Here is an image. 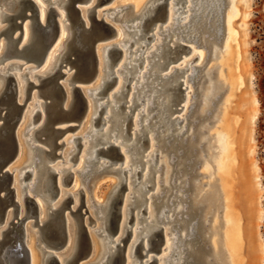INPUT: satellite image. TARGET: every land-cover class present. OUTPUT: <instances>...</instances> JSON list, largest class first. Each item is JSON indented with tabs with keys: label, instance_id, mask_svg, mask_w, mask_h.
Listing matches in <instances>:
<instances>
[{
	"label": "bare ground",
	"instance_id": "6f19581e",
	"mask_svg": "<svg viewBox=\"0 0 264 264\" xmlns=\"http://www.w3.org/2000/svg\"><path fill=\"white\" fill-rule=\"evenodd\" d=\"M33 1L38 8L40 22H44L48 9L52 7L57 11L60 27L57 40L40 60L31 53L36 34L31 18L26 16L29 10L26 9L24 0H0V106L5 93L11 88L8 82L9 77L16 84L15 90L19 102L23 103L28 94L31 95V102L24 108L16 129L21 151L18 149L15 159L7 166V169L12 172L15 185L18 184V188H13L16 190H14L15 200L18 201L17 212L20 218L17 216V219L25 217L22 221L24 241L28 236L25 222L27 218L33 217L30 208L24 204V196L32 195L34 198L37 213L30 226L37 225L38 227V230L30 232V238L28 242H25L26 253L21 248L15 249V243L8 241L5 234L13 218L12 207L8 208L0 229V257L3 264H50L53 260L52 256L58 264H73L78 257L76 249L79 245L77 220H72L68 216L70 212L65 215L67 246L65 245V252H62L66 254L63 257L58 255L60 258L58 261L57 255L52 253L53 250L52 252L44 250V247L55 248L52 245L56 244L52 236L53 215L51 210L60 209L66 197H72V209L77 207L80 204L79 193L82 186L78 184V181H86L100 171H111L118 175L117 181L113 182V188L120 181L125 183L126 188L121 198L114 227L110 225L113 195L99 198L93 192L90 197L87 196L86 202L88 201L90 212L94 214L98 226L92 231L96 239L93 244L90 241L91 250L88 256L78 264H108V261L109 264H113L114 257L122 248L119 246L122 236L128 232L124 230L125 228L132 229L126 244L123 245V264H148L154 255V253L152 255L148 253L151 223L163 224L165 227H162L166 231L163 249L157 255L159 256L156 259L157 264H181L184 250L180 246L186 234L183 229L178 233L173 228L172 222L174 215L184 208L181 197L185 195L182 188L183 180L187 178L180 167L175 165V155L163 154L159 149L165 151L164 141L167 143L170 139L173 141L180 139L185 136V132L188 134L186 137H191L194 133L193 127L187 128V110L194 101L193 86L199 79L198 69L204 67L205 55L203 50L198 49V46L200 44L205 47L209 46L206 41L207 36L216 38L220 30V26L217 25L221 22L225 2L223 0H169L166 3L165 21L156 25L147 37H144V23L153 14L156 4L162 0H132L133 8L129 16L123 13L128 6H113L112 12L107 17H110L111 21L120 14L118 19L121 23L114 25L116 33L113 39L104 40L96 46L97 72L93 80L88 82L91 86L84 90L88 101L85 115L79 125L83 130L77 132L75 129L76 133H72L67 138L65 161L54 162L56 167L55 164L49 163L52 158L49 148L51 142L49 128L57 100L50 92L44 93L37 90L29 93V90L36 88L32 85H39L41 78L61 69V64L65 62L66 45L71 37V29L66 15V0ZM93 1L95 0H89L88 6H92ZM236 1L228 0V7L224 13V22H227L226 30L229 36L235 32L233 19L238 13ZM88 6L80 9L86 26L89 25L87 23ZM104 20L107 19L104 18ZM16 21H22L20 32L14 27L13 23ZM207 29L213 31L214 35L211 36L206 31ZM18 33H21V36L19 40H16ZM180 45H186L188 53L173 63L171 60L173 55L180 50ZM112 47L121 51L115 63L110 62L108 54V49ZM212 59L213 62L204 68L203 75L207 83L205 87L198 88L200 101L197 115L201 117L207 115L209 111H212L213 102L218 94L224 90L226 94L213 113V124L209 126L208 121L203 122L196 130L198 143L200 146L204 145L205 151L202 155L203 160H200L202 174L207 176L210 183L201 187L197 182L192 184L191 203L200 210L204 208L207 213L203 220L207 223L206 226L204 225L203 232L205 234V229L207 230L205 239L211 251L206 257L203 254L205 264H243V227L236 208L234 193V179L241 177L236 170L238 138L234 136V119L228 112L229 101L240 75L235 69L236 56L231 47L225 45L221 53L218 48L214 47ZM214 68L217 70V76L213 80ZM178 83L183 89V95L181 94L183 101L179 111H175L173 106L178 101L175 95ZM71 92V88L66 90L64 106L71 104ZM39 97L47 99L48 102L40 101ZM123 104L127 105L125 111L121 110ZM253 104H256L254 99ZM130 116L133 129L127 134L126 124ZM255 117L256 109L249 117L251 124ZM36 138L45 145H37ZM108 138L112 140L113 145L117 146L122 156L120 161H112L107 156ZM144 138L148 140L149 147L147 148L149 149L146 148L148 151L141 163L144 164L142 169L138 155L142 149L141 141ZM77 156L75 168H72L71 162ZM63 162H65L64 166H62ZM150 168H154L159 173L155 176V181L153 180L155 183L151 180L154 190L148 195ZM174 170L179 172V177ZM50 173L53 174L54 181L49 176ZM76 173L78 180L75 183L74 194L78 196L67 191L61 192L59 186L67 183L66 177L68 176L70 181ZM55 188L57 195L54 193ZM170 191L174 193L172 199H169ZM143 194L148 196L143 198ZM152 196L158 199L165 196L156 217L151 214L154 210L152 201H150ZM175 200L178 201L177 204H174ZM168 202L172 207H168ZM137 205H141L142 209L133 213L132 209ZM143 211H145V217H143ZM15 235V232L8 234L9 237ZM34 238L41 245L40 251L35 248ZM139 244L143 251L142 256H145L146 260L134 263L138 255L136 249ZM59 248L56 247V249ZM92 258H95L94 262L91 261Z\"/></svg>",
	"mask_w": 264,
	"mask_h": 264
},
{
	"label": "rangeland",
	"instance_id": "374dc122",
	"mask_svg": "<svg viewBox=\"0 0 264 264\" xmlns=\"http://www.w3.org/2000/svg\"><path fill=\"white\" fill-rule=\"evenodd\" d=\"M88 1L89 0H87V2L81 3L79 5L80 9L82 8L84 9L85 7H87L89 5ZM131 1L132 0H106L103 4L95 5L97 2V0H95L93 1V4H92V6L94 5L95 6L92 9V13L90 14V19H94V12H95V18L100 19V20H104V18L107 19L106 21L105 20L104 21L108 22V24L111 27L113 26L112 28H114V25L117 26L118 23H121V20L118 19L120 14L117 15L111 21H110L111 18L107 17V15L110 12H112V9L114 7H117V6H128L125 10H123V13L127 14L128 16L131 15V10L133 8L131 5L132 3ZM168 1L169 0H165L164 4L162 5L163 7L160 6L158 9L155 10V12H153L150 18L146 19L144 26H143L144 27V37L149 36V34H151L153 30L155 29L156 25L163 23L165 21L166 3ZM223 1L225 2V4L222 10L221 22H219V24L217 25L218 27L220 26V30L217 33L216 38H211L207 36L206 41H208L209 46L205 47L203 44H200L198 46V49L203 50L204 55H205L204 61H203L204 67L198 69L199 74H200L199 79L196 81V83L193 86L194 101H192L191 105L189 106L187 110L188 112L187 128L193 127L194 133L191 137L190 136L186 137V135L188 134L187 132H185V136H182L180 139H177L175 141H173L172 139H170V142L167 141V143L166 141L164 142L162 141L165 146L164 148L165 151H162L161 148L159 149L163 154L168 153V155L170 154L175 155L176 157L175 165L180 167V170L183 171L185 178H187L186 180H183L182 190L184 191L185 195L184 197H181L182 203L184 204V208L179 213L174 215V221L172 222L173 228L177 230L178 233H180V230L183 229L185 230V234H186L185 237H183L181 240L182 246L180 247L181 249L184 250L183 252L184 258L181 264H205L203 254L206 257L210 254V251H211V247L208 241L205 239V234L207 230L205 229V234L203 232L204 225L206 226L207 224V223H204L203 220L205 216H207V213L204 208L200 210L198 208H195L193 204L191 203L192 202V196H191L192 184H195L197 182L199 187H201L202 185L207 186V184L210 183V180L207 178V176L205 177L204 174H202L203 169H202L200 160H203L204 156L202 155L205 154V151H204V145L200 146V144L198 143L199 139H198L196 130L200 126V124H203V122L208 121L209 126L213 124L212 122L213 113L216 107L218 106V104L220 103V101L223 99V96L226 94V90L218 94L215 101L213 102L212 111H209L207 115L201 117L197 115L198 114L197 110H198L199 101H200V97L198 95V91H199L198 88L200 86H202V88L205 87L207 83V80H205V76L203 75L204 70H205L204 68L210 62L211 63L213 62V59H212L213 48L214 47L218 48L221 53L222 51H224L225 45L231 47L235 51V56H236V68L235 69H236V72L240 75L239 80L237 82V86L229 101L228 112L230 116H232L234 119V123H235L234 136L238 138V143L236 145L238 166L236 170L238 171L241 177H238V179L237 178L234 179V186H235L234 193H235V204L237 205L236 208L241 217V223L243 227L242 229V236H244L243 245H242V249L244 253L243 264H264V0H237L236 1L235 5L237 6L238 13L236 17L233 19V25L235 28V32L232 33L231 36L228 35L227 30H226L227 22L226 21L224 22V13L226 11L225 9L228 7L227 6L228 0H223ZM32 9L34 13L33 18H35V10L34 8ZM54 11L51 10L52 16H55ZM28 14H30V12H28ZM90 19H87L88 24H90V21H89ZM116 26L114 28L115 30H116ZM93 30L97 34H102L106 38V41H110L109 39H113L112 37L115 36L112 30L106 31L103 28H99L97 30L93 29ZM206 31L211 36L214 35V32L209 29H207ZM202 33H205V32L202 31ZM55 34H56L55 25L52 23H49L44 28L38 30V39L42 43L47 44L51 41L50 39L53 38ZM111 34H113V36ZM187 53H188L187 49H180L177 51V53L173 55V58L171 61L175 63L182 56L187 55ZM111 54H112V59L115 63L119 59L120 55L118 52H113V51H111ZM65 56H66V61L68 62L66 63L67 65L65 64V62L61 64L63 68L60 67L61 69L59 70V72L63 73L64 75L59 76L58 78L59 83L61 84L64 92H66V90L70 89L71 87H77V88H81V93L83 94L84 97H86V94H84L85 93L84 90L90 87L91 83L88 84V82H82L81 80H76L75 78H72V80L68 81L70 75L73 72L77 71L76 72V75H77L80 73V69H83V70L86 69L85 59H84L85 57L78 56L74 61H71L70 63L69 60L71 59V57H73V55H69V56L65 55ZM216 76H217V70H215L214 68L212 79L214 80ZM178 86L179 87H177L175 91V95L178 101H176L177 103L175 102L176 104H174L173 106L175 111H179V107L182 105V101H183V96H182L183 92L180 91L181 89L180 85ZM37 90L41 92L43 88L38 85V87L32 88L31 90H29V93L30 91H37ZM75 92L76 94H78L79 89H76ZM60 94L62 96L63 93H60ZM28 95L29 96L27 97L25 107L31 102L30 101L31 95L30 94ZM253 99L256 102L255 105L253 104ZM39 100L43 102H48L47 99H44L42 97H39ZM123 101H125V99H123ZM19 103L23 104L22 102H19ZM65 103H66V99L63 104L65 105ZM79 105L82 111L84 108V104L81 102ZM125 106L127 105L123 104L121 106L122 111H125ZM76 109H77V106L75 103L73 105V110L76 111ZM128 109H131V108H128ZM255 109H256V117L253 123L251 124L249 121L250 119L249 117L252 116ZM81 121L80 120H71V121L67 120L65 123L58 122L55 124V126H53V127H67L68 125V126H74V127L66 129L67 131L62 134L63 136L61 135L62 137L60 136L58 138L57 140L58 143L61 140L62 141L58 147L52 148V158L49 162L51 165L55 164L54 162L57 163L60 161H65V154L67 152L65 150L68 147L67 143L65 144V142L67 141V138L72 135V133L74 132L76 133V130L77 132L78 131L81 132L83 130V128H81L82 126L81 127L79 126ZM60 124L62 125L60 126ZM131 124H132V117L130 116L129 121L126 124L127 134H129L133 129V125ZM174 128H176V126H174ZM174 132L175 130L173 131V133ZM126 138H127L126 139L127 141L128 136ZM40 139H41V136H40ZM36 141H37L36 143L37 145L44 144L38 138H36ZM107 142L111 143L112 140L108 138ZM141 144H142L141 145L142 149L140 148L141 150L138 155L140 164L144 161L146 151H148L147 149H149L147 148L149 147V143L146 138H144L141 141ZM19 149L21 151V144H19ZM63 151L65 153H63ZM106 153H107V156L112 161L121 160L122 156L116 149L109 148L106 151ZM55 154H57V156H55ZM77 158L78 156L73 160L74 163L71 162V164L73 165L72 168H75V163H76L75 160ZM64 165H65V162L62 163V166ZM55 166L57 167L56 164ZM141 167L143 169L144 164H141ZM150 170H151L149 172L150 182L148 184L150 192L147 193L148 195L153 192L154 190L153 183H155L154 182L155 176L157 175V173H159L158 171H155L154 168H150ZM174 173H177V176L179 177L178 171L174 170ZM113 178H115V180ZM117 178H118V175H116V173H112L111 171H102V172L100 171L99 173L95 174L94 177L91 176L86 181L81 182L79 180L78 184L82 185L80 187L81 190L79 193L80 204L77 207L72 209L71 208L73 205L72 197H66L62 203V207H63L65 215L71 211L72 214H69V215L67 214V215L72 220L73 219L77 220L76 222L78 226L81 228V232H80L81 238H86L85 233H84L85 231L84 229H82V227H84L85 230L87 231L89 240L92 241L91 242L92 244H93V241L96 239L92 231L98 226V222L96 221L94 214L90 212L91 208L89 204L87 203L88 201L86 202V198L87 196L90 197L93 194V192L95 193L96 197H99V198H102V197L107 198L113 195V197L111 198V202L113 204V211H112L113 218L110 221V225L111 227L116 226V220L118 218L117 211L120 206L122 195L125 192V188H126L125 183L121 181L115 187L117 190L113 188L114 187L113 182H116ZM51 179L52 181H54V176H51ZM76 180H78L77 173L76 175H73V178H71L70 181H69V177L67 176L66 177L67 183L63 184V186L62 185L59 186V190L61 192L67 191L68 193L74 194ZM151 180L153 183L151 182ZM235 180L237 182H235ZM13 183L14 182H12V184ZM17 186L15 185V183L12 185V187L14 188ZM54 193H56V188L54 189ZM147 194H143V198H146L148 196ZM169 194H170L169 199H172L171 197L172 195H174V193L170 191ZM74 195L78 196V194H74ZM29 197L33 198L32 195H29ZM159 198L160 199L154 196L150 198V201H152V204L154 206V210L151 214H153L155 217L158 211H160L161 209V205L165 200V196L159 197ZM177 202L178 201L175 200L174 204H177ZM86 203H87V206H86ZM167 205L169 208L172 207L170 202H168ZM141 209H142V206L137 205L134 209H132V212L134 213L136 210L138 211ZM73 215L75 217H73ZM143 215H144L143 217H145V211H143ZM17 216H18V212L17 210H15V212L12 215L13 218H11L12 221H10V224L7 226L8 230L5 233L6 235L10 233L12 224L15 223L17 218L19 217ZM85 219L87 220L85 221ZM34 220H35V214L33 215L32 218H27L25 222L26 224L25 226L28 232V236L25 237V240H26L25 242H28V239L30 238L29 237L30 232L38 230L37 225L30 226V223L34 222ZM3 221H4V218L3 216H1L0 229L3 226ZM129 224L130 226L132 225L131 222ZM151 224L149 225V230L151 232V235H150L151 238L149 239V252L148 253L149 255L150 254L152 255V253H154V255H152V259L149 260L148 264H157L158 261H156V259H158L159 257V256L157 257V255H159V253H161V250L163 249L162 245L164 243L163 241H165L166 231L164 230L165 228H163L165 227L163 224H153V223ZM207 227H209V225H207ZM131 229L129 230L126 228L124 229L125 231H128V232L122 236V240L119 245L122 248H120L119 254L114 257L115 260L113 259V264H123V260H122V253L124 249L123 245L126 244L129 234L131 232ZM34 245H35L36 250L40 251L39 249L41 245L40 243L38 244L36 239L34 240ZM65 245L67 246V241L59 249L51 248V247H44V250L46 249L45 251H48V252H52L53 250L52 253L57 255L56 257L59 261L60 258H58V255L60 257H63V255L66 254V253L63 254L65 252L64 251V248L66 247ZM78 245L79 246L77 247L76 252L78 253L79 257H81V259L79 260V263H80V261H82V259H85L88 255L87 256L85 255L87 253L86 252L87 250L85 251V254H83V249L79 242H78ZM79 247H81V250H79ZM86 247H87V244H86ZM139 248H140V244L138 245L136 249V254L138 255H136L137 258L134 259V263H139L141 261L146 260V258H144L145 256H142L143 254L142 249L141 248L139 249ZM86 249H88V247ZM92 260L94 262L95 258H92L91 261ZM73 264H76V262H73ZM108 264H109V261H108Z\"/></svg>",
	"mask_w": 264,
	"mask_h": 264
},
{
	"label": "water",
	"instance_id": "95a60500",
	"mask_svg": "<svg viewBox=\"0 0 264 264\" xmlns=\"http://www.w3.org/2000/svg\"><path fill=\"white\" fill-rule=\"evenodd\" d=\"M106 0H97L96 4H103ZM165 0H162L153 9V12L158 9L160 6L164 4ZM83 2H87V0H66L65 2V9H66V15L69 19V25L71 29V37L67 42V49L65 52V55H73L69 62L74 61L78 56L85 57V66L86 69H80V73L76 75V72H73L72 78H75L76 80H81L82 82H90L93 80V78L96 75L97 72V52H96V46L98 43L104 42L106 38L102 34H97L94 32L93 29L97 30L99 28H103L106 31L112 30L114 35L116 33L115 29L112 28L107 22L104 20H100L95 18V12H94V19L90 20V24L88 26L85 25V22L81 16L80 13V7L79 5ZM24 5L27 10H29L30 14L26 15L27 17L31 18L33 30L36 34L35 41L32 44L31 53L35 58L40 60L44 57V55L47 53V51L50 49V47L55 43L57 40V37L60 32L59 27V21L57 16V11L54 8H49L47 11V16L44 22H40L38 19V8L33 0H24ZM94 5V6H95ZM94 6L88 8L89 12V19L90 14L92 13V9ZM35 10V18H33V9ZM51 10L55 12V16H52ZM25 17V16H24ZM49 23H52L55 25L56 34L53 38H51L50 42L45 44L42 43L38 39V30L44 28ZM14 27L21 31V25L22 21H16L13 23ZM93 28V29H92ZM21 36V33H18L16 40H19ZM179 49H188L186 45H180ZM113 52H118L119 55L121 54V51L117 48H110L108 49L109 59L110 62L113 63L112 54ZM65 62L66 57H65ZM71 66V65H70ZM64 74L59 72L58 70L53 73L46 75L45 77L41 78L39 80V86L43 88L44 93L50 92L53 97L56 98V106L54 109V117L52 118L51 125L49 128V134L51 136V142H50V156H52V148L58 147L60 143L57 142L58 138L66 131L68 128H73L74 126H67V127H53L58 122H63L67 120H82L83 116L85 115L86 108H87V100L81 93V88L77 87H71V94H72V101L71 104L68 106H64V101L66 99V94L59 83V76H63ZM113 79H111L112 82ZM8 82L11 84V88L9 91H7L4 95V97L1 100V106L2 108L0 111V219L1 216L3 218L5 217V214L8 210V208L12 207V212L14 213L15 210L18 209V203L15 200V191L12 187L13 182V176L12 173L7 169V166L15 159L18 149H19V143L16 136V129L19 125L23 110L25 108L26 99L23 101V104H19L17 100V93H16V84L12 80L11 77H9ZM179 83L177 84V87ZM32 87H38V85H32ZM176 87V89H177ZM76 89H79L78 94H76ZM180 91L182 92L183 89L181 88ZM60 93H63L62 96ZM84 104V108L81 111L80 103ZM76 103L77 109L76 111L73 110V105ZM108 143V142H107ZM109 148L116 149L118 151L117 146L113 145L112 143H108V146L106 147V150ZM48 153V152H47ZM121 155V154H120ZM57 156V154H55ZM49 176H53L52 173L49 174ZM24 204L26 207L30 208L31 213L34 215L37 213V206L35 201L32 197L24 196ZM121 202V201H120ZM51 213L53 215V222H52V236L54 237V241L56 242L55 245H52L53 247H61L63 246L67 241V230H66V224H65V213L63 210V207L61 206L58 210H51ZM70 214L72 212L70 211ZM25 217L22 219H17L15 223L12 224V228L10 229L11 232H15L14 237H9L8 234L6 236V239L8 241H12V243H15V249L21 248L25 253L27 251L24 241V233L22 228V221ZM113 218V213H112ZM12 221V220H11ZM77 233H78V242L80 243L83 254H85V251L87 252L85 255L87 256L91 250V243L87 234V231L84 227V233L86 238H81L80 232L81 228L76 223ZM9 233V234H10ZM86 244L88 249H86ZM119 253L117 252L116 255ZM84 255V256H85ZM119 257V256H118ZM52 261L50 264H58V262L55 260L54 256H52ZM81 257H76L74 262L76 264L79 263V260ZM0 264H3L2 258L0 257Z\"/></svg>",
	"mask_w": 264,
	"mask_h": 264
}]
</instances>
